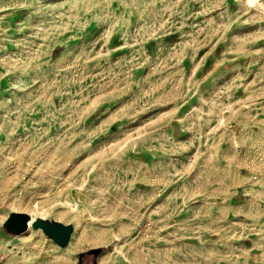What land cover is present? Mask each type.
I'll return each instance as SVG.
<instances>
[{"label":"rangeland","instance_id":"374dc122","mask_svg":"<svg viewBox=\"0 0 264 264\" xmlns=\"http://www.w3.org/2000/svg\"><path fill=\"white\" fill-rule=\"evenodd\" d=\"M79 261L264 264V0H0V264Z\"/></svg>","mask_w":264,"mask_h":264},{"label":"water","instance_id":"95a60500","mask_svg":"<svg viewBox=\"0 0 264 264\" xmlns=\"http://www.w3.org/2000/svg\"><path fill=\"white\" fill-rule=\"evenodd\" d=\"M29 215L25 212H11L3 222V227L7 233L16 235L27 230L29 223ZM33 229H40L48 238L52 239L59 246H65L73 231L71 224H64L56 220L36 217L31 222ZM101 251L100 248H92L89 250L93 255H97ZM82 253L78 255L80 259ZM78 264H81L80 261Z\"/></svg>","mask_w":264,"mask_h":264},{"label":"bare ground","instance_id":"6f19581e","mask_svg":"<svg viewBox=\"0 0 264 264\" xmlns=\"http://www.w3.org/2000/svg\"><path fill=\"white\" fill-rule=\"evenodd\" d=\"M32 220H33V218L29 220L28 226L31 224ZM74 248H76V246H74Z\"/></svg>","mask_w":264,"mask_h":264}]
</instances>
